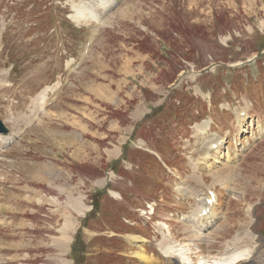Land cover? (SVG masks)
<instances>
[{"label":"rangeland","instance_id":"1","mask_svg":"<svg viewBox=\"0 0 264 264\" xmlns=\"http://www.w3.org/2000/svg\"><path fill=\"white\" fill-rule=\"evenodd\" d=\"M54 1L0 0V25L5 27L0 31V118L14 134L23 128V133L9 146L0 141L3 149L0 154V263L60 264L63 259L62 264H71L66 260L69 257L73 264H139L132 256L135 248L125 244L133 242L121 237L126 232L129 234L125 236L138 234L145 239L141 245L153 256V264H179L177 259L165 257L159 245H155L160 237L148 244L151 240L148 230H143L139 223L125 225L123 221L124 216H133L129 209L142 206L146 196L166 199L151 187V180L158 178L153 152L131 146L125 165L133 162L138 168L116 162L113 168L122 177L112 178L106 185L82 177L81 170L88 171L93 166L86 159L93 158L97 152L90 148L95 143L80 125V122L88 125L84 106L88 95L94 96L92 86H104L106 77L122 87L124 99H128L135 85L142 87V96L149 105L145 91L171 86L166 100L155 92L151 117L140 130L154 149L162 152L166 139L178 149L174 141L178 130L173 137L174 121L183 115L181 130L187 132V116L192 117L193 110L201 108L195 96L204 98L195 92L196 87L208 91L216 82L224 84L228 79L234 86L231 96L245 94L254 101L264 96V0H123L91 46L89 62L75 71L60 100L51 106L45 104L36 115L31 113L35 96L59 79L64 80L67 59L79 56L84 49L82 31L72 26L65 12L57 11L58 6L54 8ZM52 16L55 17L50 23ZM32 22L36 25L30 27ZM52 24L57 33L50 30ZM77 24L91 32L97 23ZM48 36L50 42L45 47L44 39ZM225 37L230 38L228 42ZM53 44L55 50H52ZM212 63L218 65L215 70L208 68ZM183 70L189 73L180 80ZM192 70L194 74L190 75ZM253 70L261 86L254 82L250 90L248 76L243 77L240 87L236 86L234 79L240 81L241 74ZM175 83L179 85L174 87ZM217 95L221 98V93ZM214 102L217 106L218 99ZM130 105L128 102L126 108ZM259 106L264 113V101ZM234 110L240 115L239 108ZM123 114L121 109L114 110L115 116ZM228 116V112L219 111L216 119L229 123ZM254 120L257 122L253 121L252 125L251 121L245 122V130L236 133L245 155L243 169L236 170L245 178L246 185L247 179H256L254 189L259 192L258 183L262 181L264 185L260 175L264 171V141L260 143L264 140V117ZM29 121L31 124L27 125ZM95 125L93 129V123L89 124L88 130L102 134L106 124ZM246 139H250L249 146ZM84 140L87 145L91 143L86 147L87 155L80 153ZM212 170L218 176L225 174L239 184L243 182L230 166L218 163ZM110 190L124 192L122 198L113 197ZM249 190L247 200L258 201L259 194L253 191L252 183ZM81 197L85 204H75ZM243 199L222 197L225 220L220 227L216 225L208 230L214 233L209 234L212 241L201 246L197 228L191 230V237L185 223L173 226L172 231H179L173 237L186 245H196L199 252L193 257L198 263L206 255L213 262L222 256L226 243L242 226L247 206ZM82 204L84 211L91 210L79 213L78 206ZM257 211L261 215V208ZM79 215L86 218L84 222L82 218L79 221ZM259 226L264 234V220ZM64 228L67 231L63 233ZM77 230L81 232V242L77 241V246L70 248L67 255L64 241L68 237L64 235L69 232L74 236ZM260 234L256 245L261 246L262 252L264 237Z\"/></svg>","mask_w":264,"mask_h":264},{"label":"crops","instance_id":"2","mask_svg":"<svg viewBox=\"0 0 264 264\" xmlns=\"http://www.w3.org/2000/svg\"><path fill=\"white\" fill-rule=\"evenodd\" d=\"M103 84L104 86L100 84L96 87L92 86V89H95L94 96L88 95V101L86 106H84V110L86 116L85 121H87L88 125L93 123V129H95V124H106L105 130L102 131V134L96 130L89 131L87 128L88 125H83L80 122L85 132L89 134L88 139L95 143V145L90 146V148L97 151L96 155L91 159H86L89 160L94 167H100L106 163H103L104 160H110L114 158L116 154L119 155L120 149L117 146L113 148L112 146L114 144L110 141H118L119 138H122V134L123 140H125L132 132L133 123L144 117L148 107L145 98L142 96L141 88L137 85L130 91L132 93H128V99H124L122 97L124 94L121 93L122 87L117 84V81L107 79L106 77V82L103 81ZM84 98L85 97H82L81 99ZM133 100L134 102H132ZM128 102H131V107L126 114L115 116L113 110L121 109L125 112ZM113 103H115L117 107L111 106ZM81 139H84L83 136ZM86 140L81 143L80 153L83 152L86 154V147L91 144L87 145L85 143ZM100 140L104 141L105 145L102 146Z\"/></svg>","mask_w":264,"mask_h":264},{"label":"bare ground","instance_id":"3","mask_svg":"<svg viewBox=\"0 0 264 264\" xmlns=\"http://www.w3.org/2000/svg\"><path fill=\"white\" fill-rule=\"evenodd\" d=\"M83 3H85V0L83 1ZM104 3V1H99V2H93V4H94V6L95 7H98V6H101L102 4ZM90 17H93V18H98L97 16H95V15H89V14H79V15H76L75 16V18H77V21H79V22H81V21H86V20H88ZM196 91L197 92H199V93H201V90L197 87L196 88ZM45 92H46V90H45ZM44 92V93H45ZM43 93V94H44ZM42 94V95H43ZM41 95V99L43 98V96ZM37 101H39V100H37ZM37 101H35V104H36V102ZM41 101H43V100H41ZM37 106V105H36ZM236 112V111H235ZM237 114V113H236ZM3 140H4V142H6V143H9V142H11L12 140H13V137H6V138H3ZM217 160V159H216ZM239 166V165H238ZM251 177V176H250ZM261 180V179H260ZM259 180V181H260ZM107 181V179L106 180H102V182H106ZM248 181H249V183H250V179H248ZM258 185H260V186H258V187H256V188H259L260 189V191H259V193H257V194H261L262 193V190L261 189H263L262 188V185H263V182L262 181H260L259 183H258ZM246 189H247V187H246ZM250 191V190H249ZM254 192L256 193V192H258V191H255V189H254ZM251 193V192H250ZM201 198V197H200ZM253 200V199H252ZM79 203H84L83 202V198L81 197V198H79V202L78 203H76L75 202V204H79ZM251 205H252V203H248L247 204V206H246V208H245V218H246V220H247V222H249V223H254V220H255V218H254V216H253V211H251ZM78 212L79 213H83V212H85L84 211V204H82L81 206L79 205L78 206ZM88 210V209H87ZM243 211V210H242ZM207 212V208L206 207H202L201 208V210H200V213H199V215L200 216H202V217H205L204 216V214ZM244 213V212H243ZM225 220V219H224ZM227 220V219H226ZM224 222V221H223ZM224 227V226H223ZM240 228H241V226H239ZM239 228V229H240ZM213 229V228H212ZM238 229V230H239ZM214 230H216V229H214ZM186 231H187V229H186ZM239 234L240 235H242V244L241 245H237V246H235L234 248H233V250H232V252H227L228 254H224V256L223 257H221L220 259H215V260H213V263L212 264H239L240 262H243V261H245V262H249V264H264V255L263 256H259V257H257V262L255 263V261H253V258H255V254H256V250L257 249H255L256 248V245H255V243H254V240H255V233L249 228V227H247L246 228V230L244 231V229H240L239 231ZM244 233V234H243ZM189 234H190V236L191 237H193V234H192V232L189 230ZM210 234V233H209ZM213 232L210 234V235H212L213 236ZM218 234V233H217ZM195 235V234H194ZM200 237V236H199ZM196 239V238H195ZM212 237L210 236V241H212ZM198 243V242H197ZM230 243V240H228V242L226 243V245H228ZM258 243V242H257ZM259 244V243H258ZM174 246H178V247H181V248H183V249H185L186 250V252H188L189 253V251H190V249H187L184 245H182V244H177V245H173L172 244V242H171V239L169 238V239H166V237H164L163 238V240L160 242V248H161V250L163 251V252H165V253H167V252H169L172 248H174ZM255 247V248H254ZM185 253H179L178 255L180 256V257H182V260H183V262H189L190 263V259H189V257H186V255H184ZM222 255V254H221ZM136 256L139 258V260H140V263L139 264H150L151 262H150V258H149V255L147 254L146 255V253L143 251V250H141V251H137L136 252ZM207 256V255H206ZM153 257V256H152ZM209 258H211V257H209ZM200 259V258H199ZM210 260V259H209ZM154 262V261H153ZM251 262V263H250ZM201 264H208V258L207 257H202V259H201Z\"/></svg>","mask_w":264,"mask_h":264},{"label":"water","instance_id":"4","mask_svg":"<svg viewBox=\"0 0 264 264\" xmlns=\"http://www.w3.org/2000/svg\"><path fill=\"white\" fill-rule=\"evenodd\" d=\"M2 129H4V127L0 125V130H2Z\"/></svg>","mask_w":264,"mask_h":264}]
</instances>
